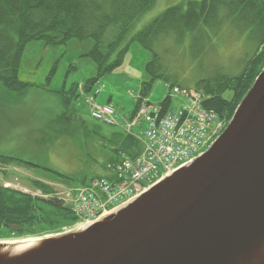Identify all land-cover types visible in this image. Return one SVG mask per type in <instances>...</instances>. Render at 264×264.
Listing matches in <instances>:
<instances>
[{
	"label": "rangeland",
	"instance_id": "rangeland-1",
	"mask_svg": "<svg viewBox=\"0 0 264 264\" xmlns=\"http://www.w3.org/2000/svg\"><path fill=\"white\" fill-rule=\"evenodd\" d=\"M188 1L202 0H155L154 6L133 23L128 40L167 9ZM225 25L218 33L208 31L205 40H200L196 46L190 38L183 42L169 39L156 45L160 64L167 74L175 77L171 83L183 90L193 89L201 81L220 75L236 76L243 70L245 61L255 54L257 45L248 33L240 34ZM115 34L116 31L110 29L107 42L112 41ZM93 47L92 40L77 39L59 46H49L42 41L30 43L22 56L18 79L34 87L18 96L8 93L0 85V157L15 159L13 162L0 160V188L47 198L34 186L35 182H41L51 186L56 196L69 204L70 194L74 191L77 196L78 189L89 187L92 179L110 174L109 166L118 157L108 139L117 128L92 119L87 101L114 107V116L120 125L133 120L136 97L142 84L150 80L146 67L154 60V53L133 42L122 65L86 94L80 88L97 76L96 64L87 57ZM75 87L79 98L68 112L70 118L63 119L64 109L56 93L69 92ZM97 89L102 94L94 97ZM202 90L196 92L204 102ZM169 92L173 96L169 85L158 81L147 98L158 102ZM180 104L181 98H174V106ZM145 128V124L139 123L133 129L134 135L127 134L139 140L135 135ZM8 235L5 230L4 237Z\"/></svg>",
	"mask_w": 264,
	"mask_h": 264
},
{
	"label": "water",
	"instance_id": "water-1",
	"mask_svg": "<svg viewBox=\"0 0 264 264\" xmlns=\"http://www.w3.org/2000/svg\"><path fill=\"white\" fill-rule=\"evenodd\" d=\"M71 226L0 242L45 240L35 258L9 264H264V69L202 156L101 220Z\"/></svg>",
	"mask_w": 264,
	"mask_h": 264
},
{
	"label": "trees",
	"instance_id": "trees-1",
	"mask_svg": "<svg viewBox=\"0 0 264 264\" xmlns=\"http://www.w3.org/2000/svg\"><path fill=\"white\" fill-rule=\"evenodd\" d=\"M154 4L155 0H0V85L18 96L34 87L18 79L21 59L30 43L42 41L59 46L70 39L92 40L94 47L87 57L96 64L97 76L84 84V92L88 94L102 78L122 65L131 44L137 42L145 51L154 53V60L146 67L150 80L141 86L138 108L158 81L169 84L175 79L160 64V57L155 53L157 44L190 38L196 46L205 40L208 31L218 33L227 24L240 34L248 33L257 45L256 52L236 76H216L199 82L195 89H203L206 109L228 124L264 69V0L188 1L167 9L128 40L133 23ZM110 29L116 34L107 42ZM56 94L64 109L63 119L70 118L68 112L79 98L76 87ZM168 102L169 98L163 101L164 111H168ZM111 134L114 140L112 136L108 140L118 157L113 164L120 163L123 157L134 159L142 151V142L122 129L117 128ZM0 160L15 161L9 157H0ZM34 186L47 198L0 188V239L5 238V230L9 238L41 237L59 233L75 222L71 208L56 196L51 186L41 182H35ZM9 226L23 230L13 232Z\"/></svg>",
	"mask_w": 264,
	"mask_h": 264
},
{
	"label": "built area",
	"instance_id": "built-area-1",
	"mask_svg": "<svg viewBox=\"0 0 264 264\" xmlns=\"http://www.w3.org/2000/svg\"><path fill=\"white\" fill-rule=\"evenodd\" d=\"M100 93L99 89L95 91V95ZM172 94V100L181 98L180 106L164 111L162 103L143 100L134 119L121 125L115 119L114 107L87 101L91 118L96 121L120 126L133 135L139 123L146 128L135 135L143 144L142 152L113 167L114 182L94 179L89 187L79 190L73 211L82 221L101 220L111 209L136 197L145 185L153 183L163 173L168 175L188 165L220 131L222 123L216 114L206 111L199 93L173 88Z\"/></svg>",
	"mask_w": 264,
	"mask_h": 264
},
{
	"label": "bare ground",
	"instance_id": "bare-ground-1",
	"mask_svg": "<svg viewBox=\"0 0 264 264\" xmlns=\"http://www.w3.org/2000/svg\"><path fill=\"white\" fill-rule=\"evenodd\" d=\"M45 244V240L36 238L25 241L0 242V264H9L12 262L8 261L12 260H15V262H26L29 259H33ZM256 251L261 254L264 253V239L258 244ZM236 264H242V261L239 259Z\"/></svg>",
	"mask_w": 264,
	"mask_h": 264
}]
</instances>
